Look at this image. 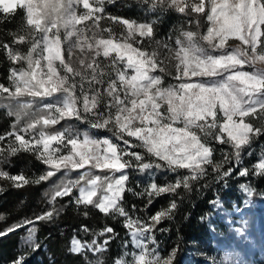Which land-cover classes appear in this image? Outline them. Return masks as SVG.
Returning a JSON list of instances; mask_svg holds the SVG:
<instances>
[{
  "label": "snow or ice",
  "instance_id": "obj_1",
  "mask_svg": "<svg viewBox=\"0 0 264 264\" xmlns=\"http://www.w3.org/2000/svg\"><path fill=\"white\" fill-rule=\"evenodd\" d=\"M136 3L144 18L113 14L108 6L119 7V0H0V17L20 21L0 36L9 62L0 104L13 118L0 134V180L19 189L62 174L44 194L49 207L0 230V237L25 228L30 237L37 222L71 205L84 217L95 210L123 218L131 240L112 264H160L153 238L177 210L180 190L190 192L209 166L226 180L244 150L264 136V0ZM168 14L178 23L161 39L159 20ZM99 130L112 138L99 137ZM217 146L231 150L220 147L222 161L214 159ZM22 152L46 166L41 174L6 170ZM224 163L232 166L222 170ZM180 170L187 174L155 180L156 172ZM130 171L151 177L144 191L128 186ZM247 173L240 167L239 176ZM125 191L146 193L145 209L156 197L173 198L155 214L134 218L142 210L125 207ZM81 230L91 232L87 225ZM118 235L105 225L90 243L73 237L70 251L100 258Z\"/></svg>",
  "mask_w": 264,
  "mask_h": 264
},
{
  "label": "trees",
  "instance_id": "obj_2",
  "mask_svg": "<svg viewBox=\"0 0 264 264\" xmlns=\"http://www.w3.org/2000/svg\"><path fill=\"white\" fill-rule=\"evenodd\" d=\"M138 7L135 0H127L125 3L121 4L120 10L118 11L125 16L133 17ZM113 9L116 10L114 7ZM19 22L20 21L17 19L9 23L6 22L3 17H0V36L6 31L13 29ZM177 23V20L171 14L161 16L158 24V32L167 34V30L174 29ZM8 67L9 62L5 59L3 54H0V81L5 79ZM2 105L3 104L0 105V132L10 128L13 119L7 114V109ZM63 123L64 121L61 122V125H63ZM72 123L81 126L77 121H72ZM101 131L110 133L104 130ZM255 145L257 147H263L264 136L255 141ZM220 147H225L226 151H231L226 146H217V150L214 153V159L216 161L223 160V153L220 151ZM251 149L244 150L242 158L237 159L238 165L235 172L226 180L217 178V174L212 172L209 166V174L199 181L192 182V190L190 192L180 190V196L176 197L178 203L177 210L173 213L172 217H165L162 222L157 225V231L154 237L156 246L162 253H171L167 264H183V253H185L193 243L201 245L204 240L207 239L211 230L207 222V212L212 209L213 202L217 197L221 196L225 201H228L237 200L241 196L238 187L240 184V177L243 175L239 176L238 172L242 165L249 166L247 175L243 177L248 178L253 192L258 193L264 191V174H259L260 168L256 171V174H253V169H255L254 163L258 154ZM233 163L236 162L233 160ZM231 166V164L224 163L222 165V170ZM4 167L11 173L21 171L29 178H34V176L41 174L45 169L40 161L36 160L33 154L26 152L12 157L10 164L4 165ZM185 174H187V170H180L179 173L156 172L155 180L158 184H164L173 180L177 175ZM150 181L151 177H149L147 172L141 174L130 171L128 186L131 187L134 192H142ZM48 182H43L38 185H28L18 189L12 187L10 182L0 180V188L4 189V191L0 192V200L11 192L10 205L24 206L28 203H33L29 213L31 217H34L49 207L47 204V197L44 195V189ZM124 197L125 207L131 210L132 205L135 204L137 208L142 211L133 213V215H139L141 217L152 215L156 211L167 207L170 199L173 198L167 194L156 197L153 203L145 209L144 204L147 200L146 193L143 197H139L133 195L132 192L125 191ZM22 219H24V216L0 220V230ZM220 222L222 226L226 227L223 220ZM84 225H87L91 229V232H83L81 228ZM105 225L114 228L119 235L112 240L108 250L103 253L100 258L94 257L91 253L83 255L70 251L71 237L73 235H77L82 240H92L93 235ZM35 227L37 238L45 243L46 248H41L40 243L35 247L22 244L19 240L21 233L20 229L5 237H0V262H13L19 252H24L20 260L17 259L14 263L10 264H40L42 263V258L37 255L40 254L44 256L45 252H49L54 256L56 264H110L114 254L122 248V242L124 240H130V233L125 227L123 218L105 217L95 210H91L89 216L84 217L71 205L63 208L59 217H55L52 221H39L36 223ZM220 227L221 226H219V228Z\"/></svg>",
  "mask_w": 264,
  "mask_h": 264
},
{
  "label": "rangeland",
  "instance_id": "obj_3",
  "mask_svg": "<svg viewBox=\"0 0 264 264\" xmlns=\"http://www.w3.org/2000/svg\"><path fill=\"white\" fill-rule=\"evenodd\" d=\"M126 1L127 0H119V7H114L116 10H114L112 6H108V8L115 15L128 17L118 11L120 10L119 8L121 4L125 3ZM144 17L145 13L139 6L136 14L129 18L139 19ZM109 25V21H101L102 27ZM111 26L114 28V30L117 28L116 25ZM171 31L172 30L168 29L167 34H169ZM160 34V38L163 39L165 34ZM168 80L169 82H175L171 80V77H169ZM65 123L66 122L63 124ZM67 123H72V121H68ZM56 127H60V125ZM79 127L81 130L86 128V126ZM9 130L10 128L5 129L4 131H1L0 134H3ZM96 134L99 137L107 136L112 138L111 133H105L101 130H99ZM251 148V150H254L258 154L254 163V168L257 171L260 168V164L264 163V146L257 147L254 142L251 145ZM241 168H246L249 171V166L247 165H242ZM20 172L21 171H18L12 174H17ZM60 175L62 174L58 173L57 176H54L53 179L48 182L44 189L45 192L49 191V185L54 183ZM243 176L240 177V184L238 187L241 192V196L237 200L225 201V199H223L221 196L214 200L212 209L207 212V222L209 223L211 229L210 233L208 234L207 239L204 240L201 245L198 243H193L190 248L185 253H183V264H264V191L258 193L253 192L248 178ZM11 194L12 193L9 192L0 200V214H3L5 218H13L16 216L32 218L29 212L31 211L33 203H28L24 206H12L10 205ZM63 203L64 201L58 200L57 206L59 207ZM221 220L225 222L226 227L221 225ZM219 226L221 227L219 228ZM75 238L79 239L82 243L91 242V240H82L76 235ZM19 240L22 244H26L27 246L35 247L40 243L41 248H46L45 243L41 242L35 233L29 237L27 228L21 229ZM129 250H135L134 245L131 243H129ZM153 251L156 252L154 262L156 260L160 261V264H164L165 260L168 262L171 255L170 252L167 254L162 253L157 248L156 243ZM121 253L122 248L114 254L113 259L118 255H121ZM23 254L24 252H19L15 260H17L18 257L21 258ZM37 256L42 258V263L40 264H56L54 256L49 252H45L44 256L40 254ZM113 259L111 260L110 264H112ZM15 260L9 263H5L3 261L0 262V264L14 263Z\"/></svg>",
  "mask_w": 264,
  "mask_h": 264
},
{
  "label": "crops",
  "instance_id": "obj_4",
  "mask_svg": "<svg viewBox=\"0 0 264 264\" xmlns=\"http://www.w3.org/2000/svg\"><path fill=\"white\" fill-rule=\"evenodd\" d=\"M77 236V235H76ZM73 237H75V235H73L72 237H71V241H72V239H73ZM78 237V236H77ZM79 238V237H78Z\"/></svg>",
  "mask_w": 264,
  "mask_h": 264
}]
</instances>
